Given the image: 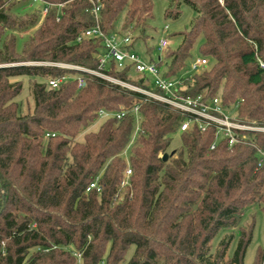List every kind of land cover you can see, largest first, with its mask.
<instances>
[{
  "label": "trees",
  "instance_id": "obj_1",
  "mask_svg": "<svg viewBox=\"0 0 264 264\" xmlns=\"http://www.w3.org/2000/svg\"><path fill=\"white\" fill-rule=\"evenodd\" d=\"M17 1L0 0V264H124L130 246L135 252L127 264H245L253 224L241 229L231 257L232 236L215 253L211 243L220 231L237 227L250 206L264 211V164L258 167L257 149L216 142L214 128L181 132V111L98 76L23 64L60 62L99 71L103 37L77 41L96 26L93 9L101 6L106 36L115 33L122 15L126 32L143 34L152 0H35L42 9L32 14H22ZM170 3L166 15L178 17L187 4L196 16L180 33V46L167 48L165 60L155 62L160 70L165 66L164 77L181 79L187 92L206 102L220 98L244 123L264 125V0ZM30 30L17 52L16 32ZM200 40L198 54L208 65L184 76ZM132 69L110 60L101 72L151 89L148 78L132 80ZM63 75L78 76L57 89L33 81L34 110L20 113L17 78ZM78 77L86 82L81 89ZM101 110L111 115L77 141ZM176 134L181 144L173 149ZM251 137L264 150V134ZM128 168L132 175L123 186ZM95 181L101 192H88ZM253 264H264V249Z\"/></svg>",
  "mask_w": 264,
  "mask_h": 264
},
{
  "label": "built area",
  "instance_id": "obj_2",
  "mask_svg": "<svg viewBox=\"0 0 264 264\" xmlns=\"http://www.w3.org/2000/svg\"><path fill=\"white\" fill-rule=\"evenodd\" d=\"M101 6H96L93 9V13L96 18V26L85 30L78 38L77 41L81 42L85 38H96L103 37V54L99 59L100 70L92 71L79 66L60 63V62H36V63H23L25 65H39V66H49L67 70L81 71L98 76L106 81L114 84L121 85L130 90L139 92L153 100H157L163 103H167L173 108L181 111L186 115L185 121L182 123L180 131L185 132L190 130L193 126H196L200 131H206L209 128L215 129L216 142L220 140H225L230 147L239 143H248L257 149L258 155V167H262L264 164V150L260 149L256 142L252 139L251 135L264 134V125L247 124L242 122L237 115L231 116L229 110L224 108L221 104V99L216 97L209 102L203 100L202 96L193 97L190 92H187L184 81L181 79H168L164 77L163 71L154 63L149 64L140 61L139 57L134 53H123L116 41L114 36H106L99 25V12ZM48 9L44 8L43 16L47 14ZM125 42L129 43V38H125ZM169 47L168 39H161L159 42V50L164 51ZM110 60H114L118 67L121 69L125 68L127 65L133 66V70L139 74L143 75V81L147 78H151V89H145L138 86H133L129 83L121 82L111 76L104 74L102 69L106 67ZM126 62V63H125ZM125 63V64H124ZM260 66L264 69V62L259 61ZM208 65V60L203 57H197L191 61V71L193 73L202 72ZM71 79V76L63 75L58 78L48 77L46 79L47 85L51 89H57L64 82ZM141 79V80H142ZM78 88L81 89L86 85L85 79L83 77H78ZM138 105L135 106L134 112H138ZM127 111H122L116 114L117 118L123 117ZM109 113L101 110L100 116L109 117ZM47 137L54 136V134H47ZM214 142V143H216ZM212 149L215 148V144L212 145ZM132 175V170L127 169L125 174V179L122 182L123 186L128 185L129 177ZM97 189L101 192V188L98 182L95 181L90 184L87 191L92 189Z\"/></svg>",
  "mask_w": 264,
  "mask_h": 264
},
{
  "label": "rangeland",
  "instance_id": "obj_3",
  "mask_svg": "<svg viewBox=\"0 0 264 264\" xmlns=\"http://www.w3.org/2000/svg\"><path fill=\"white\" fill-rule=\"evenodd\" d=\"M18 9L21 10L22 14L37 13L42 9V4L35 0H18ZM153 9L152 17L149 20V25L146 27L145 33H141L139 29L126 32L123 27V15L115 24V33L113 34L114 40L116 41L118 48L121 49L123 53H134L136 54L140 61L146 64L152 61L157 63L159 59L165 60L167 51L159 50V42L161 39H168L169 50H176L182 43V35L180 33L188 31L190 29L191 23L196 16V12L187 4H182L180 6V11L178 17L174 18L166 15V11L170 8V0H152ZM43 13V12H42ZM33 33V30L17 33L19 36L17 39L16 50L21 53L23 47L28 40L29 36ZM125 38H129V43L125 42ZM201 44V40L196 44L192 55L193 58L200 57L198 54V47ZM103 54V51H102ZM126 63V62H125ZM124 63V64H125ZM191 59L187 60L184 69L181 74L184 76L193 75L194 73L190 68ZM163 73L165 72V66L161 67ZM133 81H139L143 78V75L137 74L133 69L130 72ZM70 76V75H68ZM78 75H74L71 78H76ZM22 83V91L16 98V102L19 104L20 113L28 114L32 113L34 110L35 100L33 96L32 82L37 81L40 83H45V79L40 78H30L28 76L19 77L16 79ZM151 83V78L148 77ZM135 86L134 84H131ZM234 116V114H231ZM106 117L100 116L96 122L90 125L88 128L82 130V132L77 137V141H83L84 135L90 131H97L101 124L105 121ZM136 125L138 120L135 121ZM139 123V122H138ZM137 134H134L132 141L129 144L125 157L128 158L136 141ZM181 144L180 134H176L172 138L171 147L173 149L178 148ZM253 224V238L252 242L247 250L245 257V264H253L257 251L259 249H264V211L258 206H250L242 217L239 225L232 229L222 230L213 239L211 243L212 253H215L218 249L220 242L225 237H233L228 252V257H231L237 246L241 229H247L248 226ZM135 252V246H130L127 250L125 256L124 264H127L133 257Z\"/></svg>",
  "mask_w": 264,
  "mask_h": 264
},
{
  "label": "water",
  "instance_id": "obj_4",
  "mask_svg": "<svg viewBox=\"0 0 264 264\" xmlns=\"http://www.w3.org/2000/svg\"><path fill=\"white\" fill-rule=\"evenodd\" d=\"M141 83H143L144 81H143V79L140 81ZM168 158H169V154H164V156H163V160L166 162L167 160H168Z\"/></svg>",
  "mask_w": 264,
  "mask_h": 264
}]
</instances>
